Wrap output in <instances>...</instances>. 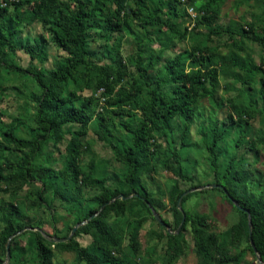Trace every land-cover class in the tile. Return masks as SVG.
Returning a JSON list of instances; mask_svg holds the SVG:
<instances>
[{
  "label": "rangeland",
  "instance_id": "obj_1",
  "mask_svg": "<svg viewBox=\"0 0 264 264\" xmlns=\"http://www.w3.org/2000/svg\"><path fill=\"white\" fill-rule=\"evenodd\" d=\"M17 1L0 0V6L7 8L4 19L15 31L14 45L17 46L13 51H5L4 64L0 68V130L12 128L18 138L32 140L40 133L35 119L40 90L31 76L9 68L15 66L27 70L31 65L29 57L18 46H33L38 37H43L47 42V60L42 64L34 62L33 66H43L49 70L64 68L65 60L75 57L77 48L73 45L71 54L58 49L51 39V26L35 19L34 0L19 7L14 5ZM207 2L145 0L147 11L160 8V12L148 22L143 9L138 17L133 15L135 0H127L122 12L125 23L121 31L106 37L104 29L93 28L88 32L87 50L93 53V60H88V65H112L129 73L115 90L119 86L130 88L135 82L139 85L146 82L150 89L160 88L167 92L171 86L169 82L158 84L164 78L166 63L178 54L186 57L193 45L206 47L211 65L220 70L214 97L199 100L192 118L186 121L185 116H181L172 120L170 125L158 124L155 129L149 130V166L139 181L152 201L150 212L134 201L135 194H132L123 214L116 215L114 211L108 214L107 221L122 224L132 220L141 221L139 240L142 264H202V257L194 244V225L203 235L214 234L218 243L224 244L230 257H239L237 264H263L261 259L259 262L257 256L254 257L249 251L244 232L239 239L234 236L235 227L243 222V217L234 204L227 201L224 194L212 185H217L227 161L234 158L237 171L248 173L247 191L264 192V105L257 93L263 75L261 72L254 73L247 82L245 73L234 65L240 61H251L264 68V47L242 32H252L257 36L263 34L264 0H214L209 6L210 12L215 14L212 24L200 19L203 13L199 6ZM88 10L97 14L99 22L113 12L115 6L105 0H93ZM217 27L220 30L215 32ZM139 66H145L147 73L139 71ZM190 67L191 63L187 62L186 70L189 71ZM83 85L82 81L69 82L64 96L75 91L77 95L92 97L95 99V112L105 116L108 106L106 98L98 97L95 88L82 91ZM230 102L237 112H247L242 125L238 123ZM135 113L141 118L140 111ZM127 120L124 119L125 122ZM245 121L247 128L244 126ZM223 123L224 127L229 128L228 136L218 148L211 150L212 129ZM128 125L135 127L132 119ZM184 126L188 127L189 134L184 145H181L179 136ZM81 127L80 122L65 124L59 139L48 137L44 140L34 156L29 180L9 183L0 179V204H17L22 212L23 220L17 221L18 229L12 239H16L25 250L13 260L9 257L8 261L0 251V264H37L36 253L29 245L35 232L54 243H58L57 239L64 240L62 242L73 239L80 246L86 247L92 242V237L78 231L85 223L84 214L89 209H99L98 199L108 196L119 200L121 192L128 191L127 169L110 146L98 139V127L93 120L88 123L87 132L80 137L79 144V167L82 171L79 179L87 176L89 183L75 191V188L71 190L74 180L69 175L59 176L57 185L65 186L68 189L66 196L75 202L64 201L56 193L55 187L43 192L47 172L58 173L68 166L71 156L66 147L73 133ZM107 127L114 142L129 145L130 137L117 121L115 124L110 121ZM0 143L3 144L1 137ZM8 147L10 149H0L3 176L10 174V164L27 154V150ZM174 152L178 154L184 177L175 173L177 170L171 160ZM180 194L183 196L178 209L184 220L186 217L190 220L183 222L180 230L176 231L179 233L184 226L181 238L175 244L167 233L175 229L173 204L178 202ZM151 209L164 225L154 218ZM198 219L202 223L197 226L194 222ZM2 226L3 219L0 216V230ZM123 250L125 254L130 253L126 240ZM53 253L54 264L77 262L75 252L55 248Z\"/></svg>",
  "mask_w": 264,
  "mask_h": 264
},
{
  "label": "trees",
  "instance_id": "obj_2",
  "mask_svg": "<svg viewBox=\"0 0 264 264\" xmlns=\"http://www.w3.org/2000/svg\"><path fill=\"white\" fill-rule=\"evenodd\" d=\"M92 1L34 0L33 13L35 19L44 25L49 24L51 26L53 44L68 54L73 52V45H76L77 53L75 57H68L65 60L64 68L49 70L43 66L39 68L33 66L34 62L42 64L47 60V42L43 37H38L33 46H18L29 57L31 65L27 70H22L15 66H9V68L31 76V79L40 90V96L36 100L37 112L35 115L40 133L32 140H24L18 138L12 128L0 130V137L3 143H0V149H10L8 146H13L18 150H27L25 156L10 164L11 171L8 176L2 175V165H0V179L7 180L9 183L29 180L33 169L34 156L44 143V140L48 137L52 140H57L62 136L63 125L80 122L82 127L73 133L66 147V151L71 156L68 166L58 173L48 171L47 182L43 185V192L55 187L56 193L64 201L75 202L70 196L69 198L66 196L68 189L65 186L57 185V179L59 176L69 175L74 180L71 190L75 188V191L77 189L79 191V188L89 183L87 176H83L81 180L79 179L82 175L79 167V144L80 137L87 132L88 123L95 120L98 127L96 132L98 139L110 146L114 155L127 169L126 182L128 191H122L119 200L104 196L102 199H98L100 204L98 210H87L83 218L85 223L78 230L80 234L92 237V242L86 247L80 246L73 239L67 242L54 243L45 239L39 232H35L29 245L32 246L36 253L37 264H54L52 258L55 248L75 252L77 262L74 264H142L139 240L141 221L132 220L125 224L118 221H107L108 214L113 211L116 215L123 214L129 203L128 198L132 194H135L133 200L150 212L152 201L139 181L149 166L150 157L147 144L149 130L155 129L158 124L170 125L172 120L181 116H185L186 121H188V119L192 118L197 102L205 98H213L218 86L220 70L211 65V59L208 55L209 50L206 47L200 48L197 45H193L186 57L183 54H178L166 63L164 78L158 84L162 85L165 82H169L171 86L167 92L159 90L160 88L150 89L146 82L143 85H139L135 81H133L135 83L131 84L130 88L119 86L115 90L129 73L125 69L115 68L112 65L101 66L93 63L88 65V60L91 62L93 60V53H89L87 50V39L89 30L93 28L104 29L105 37L121 31L125 23L122 12L125 9L127 0H105L113 4L115 10L103 17L99 22H97V14L88 10V6ZM29 2L30 0H18L14 5L19 7ZM212 2L214 0H208L206 4L199 6L200 12L203 13L200 19L205 23L212 24L215 21V14L211 13L209 9ZM135 5L136 9L133 15L138 17L143 9L148 22L156 13L160 12V8H156L151 12L147 11L145 0H135ZM6 12L7 8L0 6V68L4 64L3 55L5 51H13L17 48L14 45L15 31L4 19ZM219 30L220 28L217 27L215 32ZM242 32L246 37H250L249 39L264 47V31L260 36L244 30ZM187 62L191 63L189 71L186 70ZM234 65L245 73L246 81L254 73L261 72L263 78L259 81L260 86L257 93L264 105V68L255 65L251 61H245L244 63L240 61L239 63H234ZM138 69L144 74L148 71L145 66H139ZM79 81L84 82L81 88L82 91L83 89L95 88L96 93H99L98 97L106 98L105 102L108 106L105 109V116L102 113L95 112V99L92 97L77 95L75 91H71L67 96H64L65 87L69 85V82L78 83ZM230 105H232L231 102ZM232 108L235 110L238 123L242 125L247 112H237L234 105H232ZM135 111H140L141 118L137 116ZM93 113L97 114L94 115ZM125 118H128L126 122L124 121ZM129 118L135 123V127L128 125L129 120H131ZM230 118H232L231 115ZM110 121L114 122V124L117 121L124 128V131L130 137L128 146L113 141L111 132L107 127ZM246 124L245 121L244 126ZM228 133L229 128L224 127V123L220 127L215 126L211 132L210 149L218 148L225 141ZM187 134H189V129L184 126L179 136L181 145H184ZM4 144L8 146H4ZM171 160L177 170L175 173L184 177L176 152L172 153ZM247 179L248 173L238 172L235 159L230 158L227 161L223 175L217 180V185H221L229 197L249 211L251 237L249 238L248 234L247 215L237 208L235 209L242 215L243 222L235 227L234 236L239 239L244 232L249 244V251L256 257L250 245L251 239L257 255L264 264V192H248L246 188ZM216 189L224 194L227 201H230L221 189ZM188 196H185L183 200ZM0 216L3 219V226L0 230V251L5 257L6 247L9 244V253L13 260L18 257L20 252H25L24 248L19 246V242L16 239H12L18 229L16 223L23 220V215L17 204L10 203L7 205L0 204ZM90 217L91 219H89ZM173 217L175 229L172 230V233H167V236L177 244L182 235L181 231L184 229L183 226L179 233L176 232L182 219L180 210L177 207V201L173 204ZM189 220L190 218L186 217L184 223ZM194 223L198 226V223L201 225L202 222L198 219ZM193 234L196 250L202 257V264H237L239 262V257H230L228 255L226 247L223 243H218L214 234L203 235L195 225L193 226ZM125 240L130 250L128 254H125L123 250Z\"/></svg>",
  "mask_w": 264,
  "mask_h": 264
},
{
  "label": "water",
  "instance_id": "obj_3",
  "mask_svg": "<svg viewBox=\"0 0 264 264\" xmlns=\"http://www.w3.org/2000/svg\"><path fill=\"white\" fill-rule=\"evenodd\" d=\"M212 187L221 189V190L225 193V195L229 198V200L234 204V206H235L238 210L244 212V213L247 215V219H248V234H249V238H250V237H251V219H250L249 211H248L247 209H244L243 207H241V206H240V205H239L234 199H232L231 197H229L228 194H227V192H226V190H225L221 185H212ZM187 193H188V192L184 193L183 195H185V194H187ZM183 195H182V196H183ZM182 196L178 199L177 207H179L180 199L182 198ZM151 211H152V214H153L154 218L159 222V224L164 225L163 221L160 219V217L157 215V213H156L154 210H152V209H151ZM89 219H91V217H90ZM89 219H88V220H89ZM183 222H184V217L182 218V221H181V223H180V226H179L177 232L180 230V228H181ZM73 231H74V230H73ZM66 240H67V239H66ZM62 241H64V240H62V239H57V240H56V242H62ZM250 245H251V247H252L254 253H255L256 256H257L258 261L260 262V258H259V256H258L257 253H256V250H255V248H254V245H253V242H252L251 239H250ZM9 257H10V253H9V244H8L7 247H6V256H5L6 261L9 260Z\"/></svg>",
  "mask_w": 264,
  "mask_h": 264
},
{
  "label": "built area",
  "instance_id": "obj_4",
  "mask_svg": "<svg viewBox=\"0 0 264 264\" xmlns=\"http://www.w3.org/2000/svg\"><path fill=\"white\" fill-rule=\"evenodd\" d=\"M190 14H192V11H189Z\"/></svg>",
  "mask_w": 264,
  "mask_h": 264
}]
</instances>
